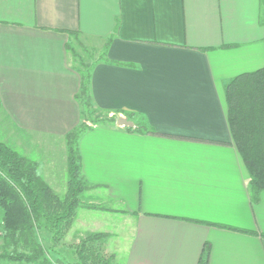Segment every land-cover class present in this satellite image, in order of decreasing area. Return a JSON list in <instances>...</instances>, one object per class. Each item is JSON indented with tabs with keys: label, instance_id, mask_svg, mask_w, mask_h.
Here are the masks:
<instances>
[{
	"label": "crops",
	"instance_id": "1",
	"mask_svg": "<svg viewBox=\"0 0 264 264\" xmlns=\"http://www.w3.org/2000/svg\"><path fill=\"white\" fill-rule=\"evenodd\" d=\"M76 37L104 46L95 104L143 124L79 139L102 214L126 222L107 229L120 264H199L207 243L208 264H264V190L253 202L225 97L264 66V0H0L2 140L24 156L83 123Z\"/></svg>",
	"mask_w": 264,
	"mask_h": 264
},
{
	"label": "trees",
	"instance_id": "2",
	"mask_svg": "<svg viewBox=\"0 0 264 264\" xmlns=\"http://www.w3.org/2000/svg\"><path fill=\"white\" fill-rule=\"evenodd\" d=\"M70 47V45H69ZM82 82L77 98L83 105L86 122L66 134L68 150V186L64 197L39 173V164L9 144L0 141V262L18 264H55L39 241L37 230L47 227L59 243L71 227L81 193L88 183L81 175L79 139L92 124H116L119 115L97 106L91 95V71L78 67ZM227 118L233 143L249 172V190L257 202L264 190V66L243 72L225 84ZM93 112L103 117H93ZM88 113V114H87ZM133 119L132 114H127ZM90 121V123H88ZM143 124L127 126L142 131ZM108 234L94 232L82 238L75 252L79 264H119L115 254H107ZM209 244H205L199 264H208Z\"/></svg>",
	"mask_w": 264,
	"mask_h": 264
},
{
	"label": "rangeland",
	"instance_id": "3",
	"mask_svg": "<svg viewBox=\"0 0 264 264\" xmlns=\"http://www.w3.org/2000/svg\"><path fill=\"white\" fill-rule=\"evenodd\" d=\"M72 57L76 66L86 69L92 67L96 60L101 58L104 54V46L97 44L94 40L87 37H76L72 43ZM88 114V113H87ZM93 117H103L100 113L93 112ZM83 122H86V117H83ZM90 123V121H88ZM5 125L0 122V141L2 140L5 131ZM6 135V134H5ZM6 139V136H4ZM7 140V144L12 146ZM67 146V140H66ZM13 147V146H12ZM41 154H32L28 158L37 161L39 164V173L43 179L48 182L61 196L64 197L67 191L68 184V150L64 148V144L59 141H44L41 144ZM24 154L25 151L21 150ZM27 157V156H26ZM39 160V161H38ZM81 204L78 207L77 215L68 229L65 237L59 242L55 243L52 232L47 227H41L37 230V236L40 242L46 247L48 256L51 262L55 264H79L76 257V246L82 238L94 232H105L108 234L104 244V251L107 254H115L117 262L120 264L118 254L114 250V240L112 238L113 232L107 229H114L117 225V231L121 230V221H111L107 219L108 214L105 211L108 209L115 210L116 206L107 200L103 192L93 188L88 184L87 188L81 193ZM111 216V215H110ZM124 227V226H123ZM0 239V243H1ZM9 262L5 261V264ZM18 264V263H9Z\"/></svg>",
	"mask_w": 264,
	"mask_h": 264
},
{
	"label": "water",
	"instance_id": "4",
	"mask_svg": "<svg viewBox=\"0 0 264 264\" xmlns=\"http://www.w3.org/2000/svg\"><path fill=\"white\" fill-rule=\"evenodd\" d=\"M118 124L122 126H133L134 123L127 117L120 115L118 117Z\"/></svg>",
	"mask_w": 264,
	"mask_h": 264
}]
</instances>
